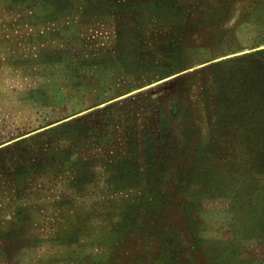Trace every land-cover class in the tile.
I'll return each instance as SVG.
<instances>
[{
  "label": "rangeland",
  "instance_id": "rangeland-1",
  "mask_svg": "<svg viewBox=\"0 0 264 264\" xmlns=\"http://www.w3.org/2000/svg\"><path fill=\"white\" fill-rule=\"evenodd\" d=\"M0 264H264V0H0Z\"/></svg>",
  "mask_w": 264,
  "mask_h": 264
},
{
  "label": "trees",
  "instance_id": "trees-1",
  "mask_svg": "<svg viewBox=\"0 0 264 264\" xmlns=\"http://www.w3.org/2000/svg\"><path fill=\"white\" fill-rule=\"evenodd\" d=\"M251 56V55H250Z\"/></svg>",
  "mask_w": 264,
  "mask_h": 264
}]
</instances>
